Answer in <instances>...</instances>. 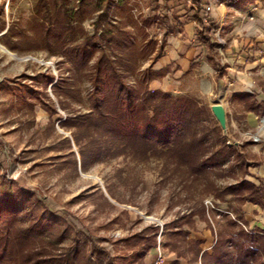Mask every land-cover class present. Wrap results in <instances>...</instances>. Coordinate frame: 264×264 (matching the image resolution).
Listing matches in <instances>:
<instances>
[{"label":"rangeland","instance_id":"rangeland-1","mask_svg":"<svg viewBox=\"0 0 264 264\" xmlns=\"http://www.w3.org/2000/svg\"><path fill=\"white\" fill-rule=\"evenodd\" d=\"M38 1L0 0V23L5 21L6 26L16 24L17 28L26 32V38H31H27V42L25 38L22 40L15 36L22 48L11 51L1 42L0 36V44L18 57L14 58L0 49V192L13 194L17 184L32 192L44 208L52 212L59 222L61 220V226H55L52 235L45 237L56 243V249L67 247L70 243V238L57 240L61 230L70 227L81 231L92 243L106 249L108 259L124 253L130 256L134 248L126 247L122 239L141 232L149 235L151 227L158 226L156 248L160 244L164 251L166 249L163 243L171 241L178 244L181 254L188 252L187 256L193 260L197 252L196 246L187 242V238L174 235L175 229L171 226L173 221H178L180 216L189 213L191 207L201 199L205 205L206 217L196 214L193 216V225L185 223L182 229L201 232L208 223L216 240L217 231L228 229V219L236 217V207L240 202L229 194L221 201L207 191L206 180L186 179L182 173L175 172L171 163H166L154 153L148 158H139L129 150L117 155L104 150L98 158L90 157L83 165L79 151L88 140L81 139L76 143L74 134L77 130L64 127L59 122L69 112L87 110L90 84L86 80H76L74 96L72 94L73 97L69 100L66 98L65 109L59 104L52 86L60 77L71 75V64L62 54L50 50V47H55L54 44L44 41V31L31 22ZM112 1L111 11L103 17L102 24L111 23L128 31L134 42L130 45L133 50L131 62L139 69L150 66L154 69L155 53L158 50L164 52L166 46L163 21L170 22L169 7L180 0ZM93 3L94 0H85L83 4L85 15L82 25L89 34L94 33L98 17V12H93ZM78 4V0H67L70 10L76 9ZM184 8L179 12H189L188 6ZM155 17H160V20ZM215 34L219 35L218 43L225 45L221 27L217 28ZM104 50L110 53L109 47H104ZM218 53L223 57V52L220 53L219 49ZM262 63L264 65V52ZM209 66H197L191 75L178 78L181 92L176 95L200 99L208 114L207 124L214 131L219 130L226 145L235 146L246 162L264 159L262 142L253 141L254 136L264 138L260 122L264 113H256L257 123L250 127L244 101L235 100L230 103L227 96L229 94L224 92L220 95V92L211 90V80L206 76L212 71ZM250 71L264 97V70ZM42 74L52 75L54 81L45 84L47 79L42 78ZM135 79L136 76L133 75L128 77L132 84ZM15 85L33 87L38 91L41 101L56 107L58 112L50 115L37 98L31 100L32 97L22 88L27 101L36 103L30 109L27 103L22 102L11 91V87ZM216 100H220L226 109V132L211 111V103ZM212 137L217 139L214 132ZM104 142L105 140L102 141V146ZM218 147L219 144H216L214 150ZM238 163L240 160L236 157L228 158L221 168H215L220 175L209 172V181L218 188H225L246 179L247 175H243ZM232 168L235 170L233 173ZM30 212L26 208L21 209L18 214L24 219L21 221L24 227L36 221L41 214ZM238 223L249 231L242 221ZM196 263L201 264L199 257ZM103 264L110 263L105 260Z\"/></svg>","mask_w":264,"mask_h":264},{"label":"trees","instance_id":"trees-1","mask_svg":"<svg viewBox=\"0 0 264 264\" xmlns=\"http://www.w3.org/2000/svg\"><path fill=\"white\" fill-rule=\"evenodd\" d=\"M84 1L78 0L77 8L70 10L67 0H39L31 21L35 27L44 31V41L54 44L55 47H50V50L62 54L71 64V75L60 77L52 86L59 104L65 109L66 98L69 100L74 96L76 80H86L90 84L87 110L69 112L59 122L64 127L77 130L74 134L76 143L81 139L88 140L79 151L82 164L90 157L98 158L104 150L111 152V155L129 150L139 158H148L154 153L166 163H171L175 172L182 173L186 179L206 180L207 191L221 201L225 200L227 194L240 204L263 197L262 181L256 184L243 178L225 188H218L209 181V172L220 175L215 168H221L228 158L236 157L240 160L238 165L243 175L249 174L251 165L242 158L235 146L226 145L219 130L214 131L207 124L208 114L200 99L173 95L149 87L152 80L166 76L170 68L155 70L150 66L139 69L131 62L133 50L130 45L134 42L130 33L111 23L104 25L101 22L111 11L112 0H94L93 12H98V17L93 34H89L82 25L85 15ZM203 17L210 21V15L206 12ZM155 18L160 20V17ZM163 23L167 34L174 32L168 21ZM5 28L6 22L2 21L0 31ZM216 30L217 27L211 23L207 33L199 34L206 48L207 60L218 69L216 59L220 43L215 35ZM15 36L22 40L25 38L27 42L31 40L26 38V32L17 28L16 24H9L1 42L11 51L22 48ZM106 46L110 48L109 54L104 50ZM161 56L162 52L158 50L155 61ZM130 75L136 76L134 84L128 80ZM41 77L47 79L45 84L54 81L52 75L42 74ZM22 88L32 97L31 100L37 98L50 115L58 112L56 107L42 102L38 91L33 87H11L16 97L27 103L30 109L36 103L27 101ZM240 100L245 102L247 109L264 113V97L260 91L253 90L252 94H242ZM213 132L217 136L216 140L212 137ZM216 144L219 147L214 150ZM234 171L232 168L231 172ZM26 208L32 214H41L36 221L24 227L21 225L24 219L18 214L21 209ZM205 213V205L200 199L191 207L189 213L180 216L178 221H173L171 226L175 229L174 235L187 238L188 231L182 229L183 224L191 226L194 215L205 218ZM236 219L242 221L239 215H236ZM227 223L228 229L217 231L211 251L201 253V264H264V231H247L230 218ZM61 224V220L59 222L52 212L44 208L32 192L17 184L13 194L1 191L0 264H103L105 260L110 264H144L147 254L156 249L158 226H152L149 235L141 232L122 239L126 247L134 248L130 256L124 253L108 259L106 249L92 243L81 231L70 227L61 230L57 238L58 241L70 238V243L67 247L56 249V243L46 240L45 237L52 235L55 226ZM163 246L172 251L178 249V244L171 241H165ZM198 255L199 252H196L191 264H197Z\"/></svg>","mask_w":264,"mask_h":264},{"label":"crops","instance_id":"crops-1","mask_svg":"<svg viewBox=\"0 0 264 264\" xmlns=\"http://www.w3.org/2000/svg\"><path fill=\"white\" fill-rule=\"evenodd\" d=\"M179 2L172 3L173 8L169 7L171 10L169 24L174 32L167 34L164 28L166 46L162 56L154 61L155 70L169 67L170 71L166 76L152 80L149 87L176 95L181 92V82L178 78L191 75L197 66L210 65L209 70L212 71L206 76H209L211 80L210 82L207 79L211 90L215 93L220 92V95L224 92L229 94L227 96L230 103L240 100L242 94H252L253 90H261L253 80L251 76L253 72L250 70H264L261 58L264 52V0H218L216 10L210 13V21H205L203 17L205 15L204 3L197 0H180ZM185 6H188L189 12H179ZM184 16L187 17L184 18ZM200 20H202L201 24ZM211 23L217 28L221 27L225 38V45H221L223 57L218 53L216 59L219 64L218 69L207 60L206 48L199 34V32L207 33L208 25ZM7 28L8 25L0 31L1 37ZM200 70L204 72V69ZM256 118L254 111L250 109L246 111V119L250 127L257 123ZM247 163L251 166L246 179L256 184L262 181L264 184V159L258 162L251 159L247 160ZM235 215H239L249 231H264V196L240 204L236 207ZM233 219L240 221L236 217ZM187 239L192 246L193 244L196 246L199 258L203 251L210 252L216 241L208 223L201 232L188 231ZM165 249L166 264H174V262L191 264V258L187 256L188 252L185 255H178L179 246L175 251L167 247ZM155 256L156 250L149 252L144 258V264H153Z\"/></svg>","mask_w":264,"mask_h":264},{"label":"built area","instance_id":"built-area-1","mask_svg":"<svg viewBox=\"0 0 264 264\" xmlns=\"http://www.w3.org/2000/svg\"><path fill=\"white\" fill-rule=\"evenodd\" d=\"M197 1L204 3V9H205L206 14L210 15V13H212L216 10V5H217L218 0H197ZM205 21H208L207 17L205 18ZM216 38L218 40L219 35H216ZM218 49L221 53L222 52L221 51V45L218 47ZM260 122H261V128H263V130H264V117L261 118ZM253 138H254L253 139L254 142H262V145L264 146V138H262L261 136H254ZM166 263H167V256L164 253V251L162 250L161 245L159 244L158 247L156 248V256H155V259L153 261V264H166Z\"/></svg>","mask_w":264,"mask_h":264},{"label":"water","instance_id":"water-1","mask_svg":"<svg viewBox=\"0 0 264 264\" xmlns=\"http://www.w3.org/2000/svg\"><path fill=\"white\" fill-rule=\"evenodd\" d=\"M52 86V85H51ZM211 111L219 122L221 128L226 132V110L222 103L217 100L211 103Z\"/></svg>","mask_w":264,"mask_h":264},{"label":"bare ground","instance_id":"bare-ground-1","mask_svg":"<svg viewBox=\"0 0 264 264\" xmlns=\"http://www.w3.org/2000/svg\"><path fill=\"white\" fill-rule=\"evenodd\" d=\"M0 49L5 53H9V55H11L12 57H14V58H17L18 59V57L15 55V54H13V53H11L7 48H5L3 45H1L0 44Z\"/></svg>","mask_w":264,"mask_h":264}]
</instances>
